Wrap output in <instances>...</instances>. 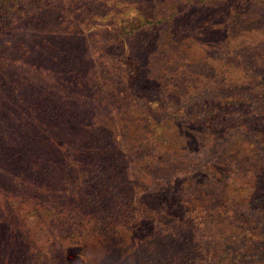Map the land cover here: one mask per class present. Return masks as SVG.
I'll return each instance as SVG.
<instances>
[{
  "label": "trees",
  "instance_id": "obj_1",
  "mask_svg": "<svg viewBox=\"0 0 264 264\" xmlns=\"http://www.w3.org/2000/svg\"><path fill=\"white\" fill-rule=\"evenodd\" d=\"M207 1L0 0V264H264V108L201 92L262 29Z\"/></svg>",
  "mask_w": 264,
  "mask_h": 264
},
{
  "label": "rangeland",
  "instance_id": "obj_2",
  "mask_svg": "<svg viewBox=\"0 0 264 264\" xmlns=\"http://www.w3.org/2000/svg\"><path fill=\"white\" fill-rule=\"evenodd\" d=\"M214 1H217V0H212V2H210V0L207 1L208 9L205 11L206 17L209 18V19H207V21H211V22L212 21H221L222 18L225 17L226 21L230 22L232 24V28H230V29L232 31H234L236 29V27L242 26V21L245 18L246 19H252L250 24H247V23L244 24L246 27V31L243 32V35L248 32V29L255 28L254 24H256L257 27H260L262 29L261 35H259L258 38H256V39L264 41V6H259V4H256L254 0H245L247 4L244 8H242L239 6L241 5L242 2H244V0H219L221 2L224 1V3L226 1H228V3H226V4H229V3L233 4L234 6H232V8H230L229 6H226L225 4L218 3L219 1L217 3H215ZM172 6H173V3H172V5H169L168 7H172ZM198 10H199V8L196 9L195 11H198ZM254 13H257L259 16L253 15ZM204 18H205V16H204ZM234 24H236L235 28H234ZM221 34H223V33H221ZM238 37H240V36H236L235 38H238ZM221 38H222V36H221ZM234 42L237 43V39H235ZM260 45L264 46V43L260 42ZM247 54H251V51L248 50ZM134 55L141 60V63L144 66V72H145L149 68V59H148L147 55L141 51H134ZM103 56H104L103 54H98V55L92 54V57L89 59L90 65L93 66L95 64V62L98 65H100V64L107 65L108 64V58L103 57ZM258 57L263 58L261 61L256 60V63H255L256 68H257L256 69L257 73L259 72V74L262 76L263 75L262 73L264 72V54L261 53L260 55H258ZM197 67H201V66H197ZM120 71H121V69H119V64H118L117 66H115V69L113 70L114 76L120 75ZM261 76H260L259 80L264 79ZM107 80L117 82V80L112 78V77H109ZM257 81L258 80H255L254 86L235 84V85H239V86L230 87V88H226V89H216V88H212V86L208 85V87H204L203 90L202 91L200 90V91L202 93H204L205 89L209 88L210 95L216 96V97H225V95L226 96H233L234 95V96H236V99L238 97L243 98L244 100L251 101V103H253V105L255 107H258L259 105H261L260 109H263L264 108V92H262V89H261L262 87L260 88L259 85H264V80L259 81V84ZM258 111L259 110L257 109V112ZM112 114H114V113H111L109 116H111ZM155 117H156V115H155ZM199 158L203 162L211 159L210 156H208L206 158L204 156V154H202ZM263 159H264V157H263ZM258 219H259V223H260L262 232L264 233V222L262 223V219H264V213H260V215L258 216Z\"/></svg>",
  "mask_w": 264,
  "mask_h": 264
},
{
  "label": "clouds",
  "instance_id": "obj_3",
  "mask_svg": "<svg viewBox=\"0 0 264 264\" xmlns=\"http://www.w3.org/2000/svg\"><path fill=\"white\" fill-rule=\"evenodd\" d=\"M87 259V258H86Z\"/></svg>",
  "mask_w": 264,
  "mask_h": 264
}]
</instances>
